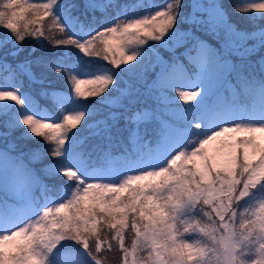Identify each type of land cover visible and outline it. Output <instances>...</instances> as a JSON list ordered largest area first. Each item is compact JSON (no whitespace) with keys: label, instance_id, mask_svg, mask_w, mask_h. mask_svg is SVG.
Segmentation results:
<instances>
[{"label":"snow or ice","instance_id":"obj_1","mask_svg":"<svg viewBox=\"0 0 264 264\" xmlns=\"http://www.w3.org/2000/svg\"><path fill=\"white\" fill-rule=\"evenodd\" d=\"M186 7L0 0V137L51 144L30 150L31 162L47 152L44 176L59 181L45 183L23 154L0 150V264H107V252L119 264H264V55L252 59L264 52V0H233L232 13L262 22L251 30L223 0H197L191 15ZM29 38L36 44L20 59ZM44 41L75 48L76 61L50 55ZM180 46L186 63L159 54ZM83 56L106 63L83 70ZM37 69L66 72L73 85L62 95L41 89L54 115L24 90L25 79L46 82ZM90 98L124 113L93 120ZM141 124L145 133L152 126L150 138ZM85 129L109 145L128 131L134 146L117 158L97 145L96 160L77 151Z\"/></svg>","mask_w":264,"mask_h":264},{"label":"rangeland","instance_id":"obj_2","mask_svg":"<svg viewBox=\"0 0 264 264\" xmlns=\"http://www.w3.org/2000/svg\"><path fill=\"white\" fill-rule=\"evenodd\" d=\"M29 2H37V0H29ZM40 2H42V0H40ZM153 3L157 4V5H162L164 0H152ZM184 4L187 6L184 11L187 12L189 15H191V13L193 11H195L192 8V4L197 2V0H183ZM199 2H203V3H207V0H199ZM223 2L225 3L226 7L228 8L229 11V15L232 19V21L237 24V26L241 29H249L251 30L253 27H258L262 22L257 20H250L248 16H245L243 14L240 13H232L231 12V5L233 3V0H223ZM259 15V14H256ZM199 16V13H197V17ZM185 29L187 30L189 27H191L190 25L186 24ZM203 32V31H201ZM52 34L49 33V36L51 37ZM197 36H199L198 34H196ZM201 37L204 36V38H207L208 36L205 35V33H202L200 35ZM211 37V36H210ZM213 38V37H211ZM214 39V38H213ZM159 42H154V41H149V44L152 45H158ZM25 44H27V47L25 49V51L23 53H21V58H24V55L27 53V51L29 50L30 46H35L36 42L34 40H32L31 38H29L28 40L25 41ZM45 44V49L46 51L50 54V55H63L64 53H67L69 58L68 60L65 61V63L67 64H72L73 62L76 61L77 59V50L75 48H54L52 44L48 43V41H44ZM183 47V46H180ZM175 47V50L176 51ZM1 52V51H0ZM173 51H168L166 49L160 48L159 49V54L164 58V60H166L167 55H171ZM81 56L83 54H80ZM155 59V57H153V60ZM254 61L258 60L259 58L257 57H253L252 58ZM106 62L103 61L102 58H98V57H86L83 56L82 62L79 64V67L83 70H87V71H91V70H95L97 69L99 66L104 65ZM108 67H111V65H108ZM157 71L159 70L158 68L156 69ZM37 74L39 75V73L41 71H43V75L45 77V83L44 84H30L27 79L24 80V90L31 92V94L34 97V103L37 104L42 110H48V114L50 115H54L55 114V110L52 109V104L50 102V100L45 99L43 97H41L39 95L41 89H47L50 92L55 90V94L56 95H62L65 93H68L71 91L72 88V84L70 83L68 74L65 73H57L54 70L51 69H37ZM151 72V69H150ZM6 75V73H3L2 75H0V83H2V76ZM79 79H91L92 76H88V75H80L78 76ZM124 79H127V77H125ZM82 88H88L91 87V85H81ZM181 104H183V101H179ZM87 103L92 104V105H96L98 110H99V114L93 117V120H97V119H101L103 117H107L109 115L110 111H113L114 109H109L107 106H100L99 105V98H90ZM191 103V102H190ZM2 117H0V122H2ZM81 128H83V125L80 126ZM83 136H87V139L85 140L84 144L81 146V148H78L77 151H84L85 154L87 153H91L93 155L94 151L97 149V145H98V139L97 137H93V136H88V132L85 129L84 131H82L81 133ZM240 135H245V134H240ZM258 136H260V134H257ZM261 144H264V137H262L259 141ZM52 145L45 142L42 138L40 137H32L31 139L28 140H23V139H19V135L18 133H14L12 136L10 137H0V150H8L12 155H20L23 154V160L25 164H28V166L30 168H32L33 170L36 171V173L41 177V179H47L44 176V173L42 171L44 165L49 164L52 162V157L47 155V152H45L43 154V158L36 163H32V152L30 150H34L37 148H50ZM53 182H59L56 180H51ZM3 193H0V198H2Z\"/></svg>","mask_w":264,"mask_h":264},{"label":"trees","instance_id":"obj_3","mask_svg":"<svg viewBox=\"0 0 264 264\" xmlns=\"http://www.w3.org/2000/svg\"><path fill=\"white\" fill-rule=\"evenodd\" d=\"M202 33H204V32H201V31L195 32L194 35L198 34L201 39H204L208 44L212 45L213 47H216L215 39L211 38L210 36H208L207 38H204V36L201 37L200 35ZM26 47H27V44H25V49H26ZM184 51H185L184 47H177L176 51H173L171 55H167L166 61L171 63L173 59L180 58V60L182 62L186 63L187 61L182 55L184 53ZM3 55L4 54L1 51L0 52V60L3 59ZM261 55H264V52H257V54L254 57L259 58ZM20 59H22L21 56H20ZM10 60H11V58L9 57V61ZM2 74L3 73H0V75H2ZM173 95H175V93H173ZM177 99H178V97H177ZM113 111L118 112V113H124V109H114ZM117 126L120 128H124L125 121L123 120V118L118 120ZM129 127L134 131L136 130L135 125H130ZM151 129H152V126L149 125L147 133H145V126L143 124H141L139 129H138V134L140 136H143L145 139H148L151 136ZM98 145H101L105 151H109L113 157H117V158L125 150V148L131 150L134 146L133 143L129 140V132L128 131H123L119 135L118 138L113 140L111 145H109L107 142H102L100 140V138L98 137ZM101 156H102V153L98 149H96L95 153L93 154V158L96 160H99ZM43 180L45 183H48V184L59 183V182H53L49 179H43ZM131 238L132 237L129 236L126 243L130 244ZM104 255L107 257V264H119V255L120 254L118 252H107Z\"/></svg>","mask_w":264,"mask_h":264}]
</instances>
